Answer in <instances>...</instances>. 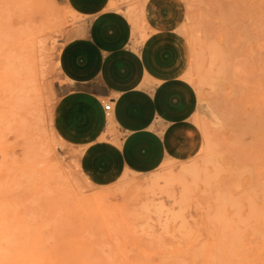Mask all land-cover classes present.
I'll return each mask as SVG.
<instances>
[{"label":"rangeland","instance_id":"1","mask_svg":"<svg viewBox=\"0 0 264 264\" xmlns=\"http://www.w3.org/2000/svg\"><path fill=\"white\" fill-rule=\"evenodd\" d=\"M108 6L135 43L175 40L198 95L183 149L120 165V133L60 65L87 16L0 0V264H264V0Z\"/></svg>","mask_w":264,"mask_h":264},{"label":"crops","instance_id":"2","mask_svg":"<svg viewBox=\"0 0 264 264\" xmlns=\"http://www.w3.org/2000/svg\"><path fill=\"white\" fill-rule=\"evenodd\" d=\"M68 2L87 18L61 50L64 75L88 89L98 122L113 123L120 133L119 164L139 173L156 169L182 151L198 109L196 90L177 71L175 40L153 32L135 43L128 19L109 8L110 0ZM98 96L111 102L110 117Z\"/></svg>","mask_w":264,"mask_h":264},{"label":"built area","instance_id":"3","mask_svg":"<svg viewBox=\"0 0 264 264\" xmlns=\"http://www.w3.org/2000/svg\"><path fill=\"white\" fill-rule=\"evenodd\" d=\"M101 103L103 104V110L105 112L106 116H110L111 111H112V105L109 100L102 99Z\"/></svg>","mask_w":264,"mask_h":264},{"label":"bare ground","instance_id":"4","mask_svg":"<svg viewBox=\"0 0 264 264\" xmlns=\"http://www.w3.org/2000/svg\"><path fill=\"white\" fill-rule=\"evenodd\" d=\"M215 175V174H214ZM220 262V261H219Z\"/></svg>","mask_w":264,"mask_h":264}]
</instances>
